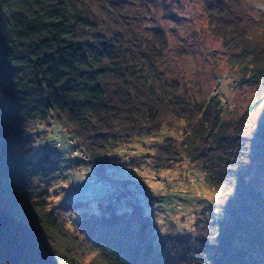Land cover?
Listing matches in <instances>:
<instances>
[{
  "label": "trees",
  "instance_id": "obj_1",
  "mask_svg": "<svg viewBox=\"0 0 264 264\" xmlns=\"http://www.w3.org/2000/svg\"><path fill=\"white\" fill-rule=\"evenodd\" d=\"M123 2L130 0H0V206L59 264L89 255L87 264H264V121L255 118L264 103V13L251 0H188L204 16L201 32L228 51L237 85L255 88L236 110L215 91L197 99L165 64V31L138 30ZM50 118L120 191L51 199L61 161L32 157L41 138L33 127ZM164 126L181 138H165L150 155L155 164L187 158L217 191L218 217L198 216L193 234L158 231L132 180L115 171L127 161L114 153L122 139ZM254 155L263 162L252 164Z\"/></svg>",
  "mask_w": 264,
  "mask_h": 264
},
{
  "label": "rangeland",
  "instance_id": "obj_2",
  "mask_svg": "<svg viewBox=\"0 0 264 264\" xmlns=\"http://www.w3.org/2000/svg\"><path fill=\"white\" fill-rule=\"evenodd\" d=\"M179 1L130 0L123 4L138 30L148 32L161 28L165 31L169 41L165 64L174 77L189 81L197 99L216 92L226 108L235 105L236 110L244 109L254 99L255 88L237 85L240 73L227 59L228 51L223 50L218 40L201 32L204 16L199 8L192 7L188 0ZM251 6L256 13H264V0H251ZM175 9L179 11L176 20L170 17ZM255 118L264 121V103L258 107ZM32 132L40 133L41 137L33 144L32 157L49 153L61 161L62 169L51 181L53 191L58 192L51 197L55 203L67 201V197L94 199L111 191H120L113 179L101 177L88 164L87 154L79 149L76 138L62 124L50 118L47 123L33 127ZM165 138L175 141L181 138V132L177 127L164 126L154 136L143 134L127 141L122 139L125 145L115 149L114 153L120 160L127 161L115 171L132 180L133 189L137 188L134 199L143 204L158 231L166 235L193 234L198 216L218 217L217 191L209 185L206 173L187 158L166 168L155 164L150 155L164 144ZM131 158L138 159L137 164L127 163ZM75 161L81 162L72 167L70 164ZM262 162L261 158L253 156L252 164ZM116 172L112 173L113 178L119 180ZM258 179L264 180V177ZM92 256H85L82 264H87Z\"/></svg>",
  "mask_w": 264,
  "mask_h": 264
},
{
  "label": "water",
  "instance_id": "obj_3",
  "mask_svg": "<svg viewBox=\"0 0 264 264\" xmlns=\"http://www.w3.org/2000/svg\"><path fill=\"white\" fill-rule=\"evenodd\" d=\"M0 264H58L25 224L0 208Z\"/></svg>",
  "mask_w": 264,
  "mask_h": 264
},
{
  "label": "built area",
  "instance_id": "obj_4",
  "mask_svg": "<svg viewBox=\"0 0 264 264\" xmlns=\"http://www.w3.org/2000/svg\"><path fill=\"white\" fill-rule=\"evenodd\" d=\"M142 199H143V195H142ZM154 201V200H153ZM155 202V201H154Z\"/></svg>",
  "mask_w": 264,
  "mask_h": 264
}]
</instances>
